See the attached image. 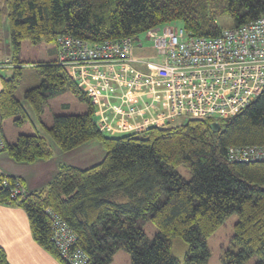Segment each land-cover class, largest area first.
Wrapping results in <instances>:
<instances>
[{
	"label": "trees",
	"instance_id": "1",
	"mask_svg": "<svg viewBox=\"0 0 264 264\" xmlns=\"http://www.w3.org/2000/svg\"><path fill=\"white\" fill-rule=\"evenodd\" d=\"M9 39L16 65L11 75L0 76V115L24 124L28 115L15 91L23 67L18 54L22 40L56 44L57 36L70 34L91 44L130 37L180 21L196 36H215L222 28L217 19L227 16L232 26L264 16V0H3ZM40 80L26 88L23 98L42 119L48 99L67 90L86 104V111L52 114L41 133H20L5 143L19 162L47 159L51 139L69 151L91 139L102 143V159L87 167L61 164L49 183L14 199L0 184V203L22 207L33 238L62 262L51 239L46 209L58 213L75 231L77 245L87 254L85 264H109L114 252L130 253L131 264H178L171 251L173 237L187 245L185 264H205L207 237L222 220L237 212L232 244L224 250L226 264H241L252 256L264 264V160L233 161L229 146L264 145V89L235 115L222 120L187 118L144 131L109 136L99 131L95 109L63 67L53 61L32 62ZM217 123V126H213ZM183 165L185 179L176 171ZM3 177V176H2ZM1 177V178H2ZM17 176L7 177L12 184ZM0 178V182H1ZM125 198L126 201H121ZM157 228L147 238L143 225ZM0 264H8L0 247Z\"/></svg>",
	"mask_w": 264,
	"mask_h": 264
},
{
	"label": "built area",
	"instance_id": "2",
	"mask_svg": "<svg viewBox=\"0 0 264 264\" xmlns=\"http://www.w3.org/2000/svg\"><path fill=\"white\" fill-rule=\"evenodd\" d=\"M144 34L153 50L148 56L133 54L130 37L91 44L70 34L57 36L56 63L94 106L95 123L102 133L141 132L181 116L227 119L264 89V16L222 28L215 36H196L174 24L159 25ZM159 87L167 100L164 109L157 94ZM115 88L120 95L149 93L150 99L140 107L124 109L110 101L109 91ZM109 112L137 118V122L112 123L106 120ZM4 147L0 115V151ZM227 156L233 161L264 160V145L229 146ZM9 176L0 171V184L9 189L12 198H24L28 190L22 180L15 177L9 184ZM45 212L62 263L85 264L88 256L77 245L75 231L52 209Z\"/></svg>",
	"mask_w": 264,
	"mask_h": 264
},
{
	"label": "crops",
	"instance_id": "3",
	"mask_svg": "<svg viewBox=\"0 0 264 264\" xmlns=\"http://www.w3.org/2000/svg\"><path fill=\"white\" fill-rule=\"evenodd\" d=\"M0 37V76H9L12 73L13 68L18 65L16 60L13 59V52L10 43L5 41V33ZM145 48V49H144ZM48 58L44 61H53L57 57L56 44L49 49ZM133 54L135 56H147L153 53L152 47H145L142 45H133ZM22 67L28 66L23 63ZM33 65V64H32ZM40 77L33 78L29 81L25 88L35 85L39 82ZM1 89V81H0ZM160 106L166 108L167 100L162 87L158 88ZM110 101L113 105H121L124 109L132 106H142L144 103L140 100V97L144 95H120L118 88L109 91ZM21 101L28 118L27 120L33 125L34 132H25L19 128H16L14 123H9V132H5L4 123L2 121V133L5 139V143H12L16 140V137L20 133H41L46 136L44 124L49 125L51 123L50 116L46 119H39L34 114L30 105L22 97ZM143 103V104H142ZM85 104V103H84ZM81 111H84V107L81 106ZM106 120L113 122H137L136 119H127L125 116L113 114L109 112L106 116ZM44 123V124H43ZM105 134V133H104ZM106 135H109L106 133ZM122 135V134H114ZM109 135V136H114ZM53 154L47 159H35L31 162H19L15 161L9 156L6 150L0 151V171L6 175L19 177L28 191L39 190L44 188L49 181L58 172L61 164H71L79 168H87L97 162H99L105 154V149L102 143L97 139H91L69 151L61 150L56 143L51 139H48ZM0 247L5 251L8 264H63L54 255L45 250L41 245L35 241L32 236L28 216L25 210L17 205H9L0 203Z\"/></svg>",
	"mask_w": 264,
	"mask_h": 264
},
{
	"label": "rangeland",
	"instance_id": "4",
	"mask_svg": "<svg viewBox=\"0 0 264 264\" xmlns=\"http://www.w3.org/2000/svg\"><path fill=\"white\" fill-rule=\"evenodd\" d=\"M4 4L3 0H0V37L3 38V33H5V41L6 43H10L9 39V26L8 19L4 12L1 11V8ZM217 23L220 27H228L232 25V21L227 16H222L217 19ZM182 25L180 21L164 23V25ZM141 43L142 46L150 47V41L145 39V34L142 33L139 35V41H133V45H137ZM11 45V44H10ZM54 46L53 43H46L44 41H39L36 43H32L29 39H24L20 45V51L18 54V59L21 62H24L28 66L23 67L21 82L18 85L15 96L17 98L23 97V92L25 85L31 81L33 78L41 77L38 71L37 66H33L32 62H40L44 61L48 58V51L50 47ZM145 49V48H144ZM152 54V53H151ZM148 56V55H147ZM159 95V92L157 93ZM143 103H147L150 99V94H145L144 97H140ZM28 103V102H27ZM142 103V104H143ZM81 106L84 107V111H86V104L82 102L77 95L72 93L70 90H67L57 96L51 97L48 99L47 103L43 106L42 110V119H46L50 116L52 118V114H74L84 112L81 111ZM188 117H178L174 121H171V124H180L184 122ZM4 129L5 132H9L8 125L9 123H13L12 118L4 119ZM35 122L31 123L30 121L24 122V124H15L16 128L24 130L25 132H34ZM176 171L180 173L183 178L189 179L190 172L183 165H177ZM121 201H126L125 198H122ZM238 220L237 212H232L228 216H226L221 224L207 237L206 239V249L208 250V258L205 264H226L224 261V250L231 249L233 252H237L239 246L237 244H232V236L234 233V224ZM144 232L147 238H152L157 231L155 225L150 221L146 220L143 225ZM186 243L180 237H173L171 242V251L174 256L178 259V264H185V254H186ZM258 258L256 256H252L249 259L243 261L241 264H254V262ZM109 264H131V256L130 253L124 249H118L114 252L112 256V260Z\"/></svg>",
	"mask_w": 264,
	"mask_h": 264
},
{
	"label": "water",
	"instance_id": "5",
	"mask_svg": "<svg viewBox=\"0 0 264 264\" xmlns=\"http://www.w3.org/2000/svg\"><path fill=\"white\" fill-rule=\"evenodd\" d=\"M213 126H215V127H216V126H217V123H213Z\"/></svg>",
	"mask_w": 264,
	"mask_h": 264
}]
</instances>
